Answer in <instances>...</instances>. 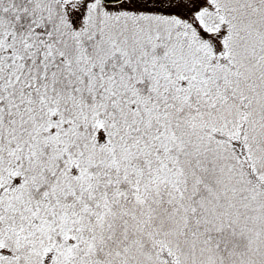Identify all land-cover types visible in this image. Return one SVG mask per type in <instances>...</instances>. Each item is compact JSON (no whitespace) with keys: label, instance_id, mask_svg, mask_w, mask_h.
I'll use <instances>...</instances> for the list:
<instances>
[{"label":"snow or ice","instance_id":"6c2138e0","mask_svg":"<svg viewBox=\"0 0 264 264\" xmlns=\"http://www.w3.org/2000/svg\"><path fill=\"white\" fill-rule=\"evenodd\" d=\"M0 264H264V0H0Z\"/></svg>","mask_w":264,"mask_h":264}]
</instances>
